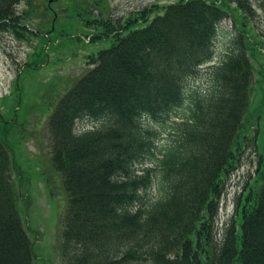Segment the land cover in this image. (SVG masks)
<instances>
[{
  "label": "trees",
  "instance_id": "16d2710c",
  "mask_svg": "<svg viewBox=\"0 0 264 264\" xmlns=\"http://www.w3.org/2000/svg\"><path fill=\"white\" fill-rule=\"evenodd\" d=\"M22 1L0 0V31L18 28ZM231 4L253 18L250 0H181L151 21L147 7L113 30L116 43L54 108L47 130L67 194L61 264H264V173L240 223L213 235L225 174L247 139L255 144L245 133L256 72L247 33L211 65ZM202 69L207 88L190 87ZM81 121L90 129L78 132ZM157 126L174 135L164 147ZM4 142L0 264H33L19 205L29 196L12 180L20 173Z\"/></svg>",
  "mask_w": 264,
  "mask_h": 264
},
{
  "label": "rangeland",
  "instance_id": "374dc122",
  "mask_svg": "<svg viewBox=\"0 0 264 264\" xmlns=\"http://www.w3.org/2000/svg\"><path fill=\"white\" fill-rule=\"evenodd\" d=\"M180 1L24 0L16 8L21 16L18 28L0 31V139L5 141L10 163L20 173L12 171L13 182L25 197L29 196L28 204L20 201L19 205L33 243V264L62 261L61 218L67 194L62 176L52 162V141L47 130L54 108L92 68L99 52L116 43L117 33L113 30H119L120 24L125 26L130 17L155 6L151 21ZM250 1L253 18L231 4L233 12L221 25L216 58L211 64L222 62L227 47L239 35L238 30L247 33V39L253 43L250 57L256 72L245 133L255 138L256 146L247 139L237 166L225 174L213 233L217 241L224 238L233 221L240 223L246 196L263 182L260 174L264 173V9L262 0ZM146 25L140 20L130 29ZM209 78V71L202 69L190 87L204 90ZM76 129L83 132L90 127L81 121ZM155 129L160 133L158 146H166L173 133L166 127Z\"/></svg>",
  "mask_w": 264,
  "mask_h": 264
}]
</instances>
